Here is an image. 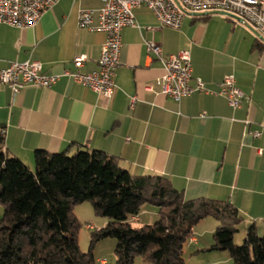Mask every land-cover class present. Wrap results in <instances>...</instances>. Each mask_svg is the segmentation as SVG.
I'll return each instance as SVG.
<instances>
[{
	"label": "crops",
	"instance_id": "crops-1",
	"mask_svg": "<svg viewBox=\"0 0 264 264\" xmlns=\"http://www.w3.org/2000/svg\"><path fill=\"white\" fill-rule=\"evenodd\" d=\"M101 6V0H58L32 27L0 23V69L13 61L36 59L44 73L59 75L50 87L26 85L16 94L0 84V132L7 154L32 169L37 149L70 154L78 149L101 150L118 158L131 175L165 176L187 200L231 203L242 217L238 225L242 235L250 225L263 235L264 130L258 137L247 132L264 124V42L240 21L244 40L233 27L225 33L212 27L210 14L186 13L180 27L172 29L160 27L147 7L134 8L140 28H122L121 64L115 87L104 98L62 75L64 69H73L76 55L85 56L81 71L97 68L105 33L79 28L77 15L80 9L92 10L95 26ZM152 38L165 54L187 50L192 76L204 82L206 91L179 101L161 94L156 80L163 74L162 66L144 44ZM225 74L235 77L243 94L237 108L219 93ZM131 96L136 97L133 108ZM245 119L250 120L247 130ZM156 218L155 207L145 206L131 222L153 223ZM92 220L86 228H100L108 221ZM216 226L211 217L199 221L192 229L195 240L183 255L197 258L199 264H231L226 251L206 250ZM105 241L93 248L95 264H116L113 248L100 249L109 245Z\"/></svg>",
	"mask_w": 264,
	"mask_h": 264
},
{
	"label": "trees",
	"instance_id": "trees-1",
	"mask_svg": "<svg viewBox=\"0 0 264 264\" xmlns=\"http://www.w3.org/2000/svg\"><path fill=\"white\" fill-rule=\"evenodd\" d=\"M89 202L105 226L90 232L83 252L75 205ZM156 209L153 223L133 227L145 206ZM0 264H95L92 248L115 239V263L186 264L184 245L193 227L211 217L217 226L206 250L226 251L231 264H264V234L250 225L240 244L233 242L242 217L229 202L187 200L160 174L131 175L119 159L97 149L50 153L34 151L31 169L8 155L0 132Z\"/></svg>",
	"mask_w": 264,
	"mask_h": 264
},
{
	"label": "built area",
	"instance_id": "built-area-1",
	"mask_svg": "<svg viewBox=\"0 0 264 264\" xmlns=\"http://www.w3.org/2000/svg\"><path fill=\"white\" fill-rule=\"evenodd\" d=\"M58 0H0V23L18 28H29L35 25L41 14L52 8ZM98 9V23L92 25V10L80 9L77 15L79 28L96 29L105 33V40L96 59L97 68L81 71L85 61L84 55L72 59L73 69H64L62 75L74 82L85 85L104 98L110 97L115 87L114 77L121 64V30L124 26L140 28L132 10L142 6L150 9L160 27L178 29L186 13L221 10L241 18L243 23L252 26L264 38V0H101ZM147 29L153 30L151 27ZM148 53L156 58L163 69V74L156 80L159 92L170 96L175 101L194 92L206 91L204 82L192 76V65L189 52L180 50L177 53L165 54L161 46L152 39L144 40ZM59 78L58 74H46L42 64L36 59L22 62L13 61L0 69V84L7 85L12 94L18 93L24 86L50 87ZM219 93L227 99L232 108L240 106L242 92L235 84L232 74H225L220 82ZM136 97L129 98V107L133 108ZM205 114H200L204 117ZM249 119L243 120L247 130ZM264 130L248 131L252 137H258ZM195 239L191 235L188 243Z\"/></svg>",
	"mask_w": 264,
	"mask_h": 264
},
{
	"label": "rangeland",
	"instance_id": "rangeland-1",
	"mask_svg": "<svg viewBox=\"0 0 264 264\" xmlns=\"http://www.w3.org/2000/svg\"><path fill=\"white\" fill-rule=\"evenodd\" d=\"M210 24L214 28H217V29L220 28L223 33L228 32L233 27L235 30L234 33L237 36H239V39H241V40L245 39L243 31L240 29V26H242V23H240L239 21H236V20H234L228 16L212 13V14H210ZM245 28L247 29V27H245ZM147 207H151V206L148 205ZM1 211H2V209L0 207V213H1ZM72 212L75 216L77 213L78 216H76V218L78 219V221L81 224L79 229H78V232H77V240H78V244H79L80 249L83 252H85L88 250V247L90 245V235L89 234L94 229V228L88 229V228H86V225L88 223H94L92 218H97V217H101V216L96 215L94 213L92 206L89 202H84V203H80V204L75 205ZM131 224L133 227H139L140 225H142L141 222H131ZM95 228H96V226H95ZM238 229L240 230L239 226H238ZM239 230L233 236V242L235 244H240L242 242V239L244 236V235H242V231H239ZM102 240H104V239H102ZM106 240L107 241H105V242H109V245H108V243L105 245H102L100 247V249L105 250V251L106 250L110 251V249L113 248V250H114L115 242H116L115 239L106 238ZM110 242H113V244L111 245ZM94 246H93V248H94ZM189 247H191V246H189V244L186 242V244L184 245V250L187 251ZM188 257H189V254L187 253L186 256H184L186 264H199L197 258L189 259ZM138 260H142L141 257H139V256L136 257L134 260V263L136 264V262Z\"/></svg>",
	"mask_w": 264,
	"mask_h": 264
},
{
	"label": "water",
	"instance_id": "water-1",
	"mask_svg": "<svg viewBox=\"0 0 264 264\" xmlns=\"http://www.w3.org/2000/svg\"><path fill=\"white\" fill-rule=\"evenodd\" d=\"M212 13L225 15V16L234 18L235 20H238V21L242 22L241 18H239V17H237L235 15H232L230 13L221 11V10H210V11H204V12H193L192 14L196 15V16H202V15H208V14H212ZM248 27L261 41L264 42V38L254 28H252L251 26H248Z\"/></svg>",
	"mask_w": 264,
	"mask_h": 264
}]
</instances>
